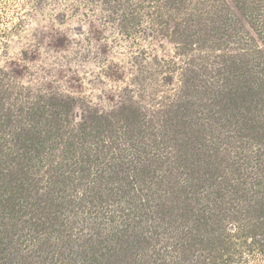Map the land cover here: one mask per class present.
<instances>
[{"label": "rangeland", "instance_id": "1", "mask_svg": "<svg viewBox=\"0 0 264 264\" xmlns=\"http://www.w3.org/2000/svg\"><path fill=\"white\" fill-rule=\"evenodd\" d=\"M237 1L0 0V156L15 158L0 169V264H150L149 242L165 257H181L196 232L197 215L188 212L210 189L194 192L186 174L172 176L169 188L170 175L150 158H163L154 141L166 118L184 113L183 100L189 123L200 118L189 84L231 86L220 55L237 48H219L223 26L235 19L240 41L245 29L264 53L246 17H256L264 35V0ZM188 36L196 41L191 50L183 45ZM250 65L264 84V56ZM148 116L161 126L150 138ZM192 127L199 126H191L194 137ZM213 131L208 144L213 134L218 141L238 135L219 124ZM234 152L251 156L246 187H255L264 142ZM83 159L90 175L78 166ZM19 162L38 192L24 189Z\"/></svg>", "mask_w": 264, "mask_h": 264}, {"label": "trees", "instance_id": "2", "mask_svg": "<svg viewBox=\"0 0 264 264\" xmlns=\"http://www.w3.org/2000/svg\"><path fill=\"white\" fill-rule=\"evenodd\" d=\"M237 4L240 5L239 0ZM246 17L249 27L256 36H262L261 38L264 40L262 32L256 29V17L254 19ZM236 21L239 22L237 19ZM224 22L228 24L229 18H226ZM231 22L230 27L223 26L225 31L222 38L224 39L219 43V48L224 45L232 48L233 44L237 48L235 51L228 49L227 52L220 55L226 68L219 72L227 73L231 86H228L225 91H217L214 86L216 84H212L213 82L210 81L203 83L198 78L199 73L190 72L192 76L198 78V82L189 84L186 92L191 93L193 89L194 97L196 96L195 101L201 103L200 108L195 112L196 116L200 118L189 123L187 116L190 113L187 114L189 111L186 112L184 109L187 108L188 103L185 102L186 100H181L185 114L176 110L173 117L166 118L163 122L166 129L162 130L160 140L158 141L156 138L154 141L160 143L158 147L163 148L166 156L163 153L161 154L163 158L159 156L151 159L149 156L150 164L155 166V169L165 170L167 176L170 175L168 177L170 181H166L169 183V188H174L171 182L174 181L171 179L172 176L176 178V176L181 177L186 174L195 178V182L191 184L194 192L199 193L207 188L210 189V192L207 198L203 195L197 199L201 205L198 211L192 209L188 212L190 217L197 215L196 232L190 231L191 240H188L181 250V257L177 258L178 253L173 257L168 255L165 257L159 253L158 249L154 248L153 242H149L150 246L147 249H151V254L146 253L145 255L152 256L150 264H249L251 260L255 261V264H264V167L255 172L259 175L257 185L246 187L248 178L254 179L248 170L252 163L251 156L234 152V149L244 147L246 143H253L255 139L264 142V120H260L264 117V84L259 82L260 85H257L258 80L255 79L253 68H250V63L262 60L264 53L260 44L255 49L256 38L253 33L250 34L245 29L243 30L247 39L240 41L239 33H237L239 28L233 25L235 19ZM216 28H222V25ZM216 33L218 34V32ZM195 42L192 37L188 36L183 45L190 47L191 50ZM201 43L206 45L207 42ZM248 48L253 51H248ZM181 49H184L183 53L188 51L184 47ZM257 54L259 55L257 56ZM253 80L255 81L253 82ZM231 82L234 83L231 84ZM212 95L215 98L213 101L210 99ZM237 107L242 109L241 112L247 113L246 116L241 117V112L236 110ZM232 111L234 112L231 113ZM218 112L221 115H218ZM256 118H258L257 122L254 121ZM146 123L148 126H146L145 132L148 134L145 135L149 138L156 136L154 133L161 126L158 124L154 127L155 120L150 118ZM216 124H219L220 127L224 126L228 128V131L238 135L227 136L218 141L213 134L211 144H208L206 142L208 133L206 134V132L209 128L213 131ZM193 125L199 126L197 131L192 127L195 138L189 134ZM218 130L225 132L221 128ZM199 132L201 134L196 136V133ZM246 139L248 142H244ZM225 143H228V146H225ZM1 149L3 150L5 147L0 146ZM168 149H171L169 154ZM6 159L7 161L3 162ZM13 162H15L14 156L4 153L0 156V169L6 163L12 164ZM82 162L80 161L78 165L82 169V174L90 175L91 166H87V159L84 160V163ZM18 166L20 168L15 170V174L23 173L24 189L27 192H38L37 184L33 186L32 177L27 175L29 172L24 171V164L19 162ZM139 175L140 173L137 176ZM100 187L99 185V189ZM121 190L123 189H118L119 192ZM178 192L180 194L181 191ZM182 193L185 195V192ZM188 194L187 201L191 200V196ZM80 206L81 204H76L74 201L73 207L80 208ZM184 214V217L188 216L186 213ZM190 217L188 218L190 219ZM43 227H45V223L40 228ZM164 257L167 260H164Z\"/></svg>", "mask_w": 264, "mask_h": 264}]
</instances>
